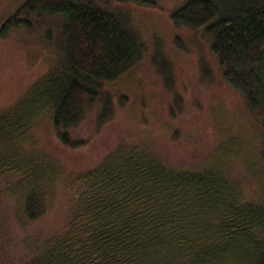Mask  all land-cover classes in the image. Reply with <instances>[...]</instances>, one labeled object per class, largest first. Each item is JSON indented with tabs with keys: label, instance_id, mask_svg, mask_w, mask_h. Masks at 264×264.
<instances>
[{
	"label": "trees",
	"instance_id": "obj_1",
	"mask_svg": "<svg viewBox=\"0 0 264 264\" xmlns=\"http://www.w3.org/2000/svg\"><path fill=\"white\" fill-rule=\"evenodd\" d=\"M44 14L62 19L56 63L0 110V264H264V200H246L217 164L179 170L126 147L94 169L66 174L33 144L23 146L43 115L62 145L77 146L72 130L95 107L99 125L111 118L107 86L148 51L130 18L92 0H28L4 28ZM171 21L207 38L222 79L261 116L264 0H186ZM157 72L169 82L167 69ZM53 210L47 233L16 257L11 222L23 229Z\"/></svg>",
	"mask_w": 264,
	"mask_h": 264
},
{
	"label": "rangeland",
	"instance_id": "obj_2",
	"mask_svg": "<svg viewBox=\"0 0 264 264\" xmlns=\"http://www.w3.org/2000/svg\"><path fill=\"white\" fill-rule=\"evenodd\" d=\"M27 1L0 0V110L11 107L47 75L57 59L62 23L58 16L44 14L32 17L29 24L4 28ZM92 1L130 18L148 51L131 72L107 86L111 118L99 125L95 107L72 130L77 146L60 143L48 115L37 121L23 146L33 144L66 174L94 169L107 155L126 147L143 150L179 170L197 171L217 164L241 186L246 200L263 201L264 107L261 116L251 113L222 79L207 38L173 25L171 15L186 0H161L153 7ZM165 68L168 83L157 72ZM56 211L23 229L11 222L16 257L23 256L40 232L47 233Z\"/></svg>",
	"mask_w": 264,
	"mask_h": 264
}]
</instances>
